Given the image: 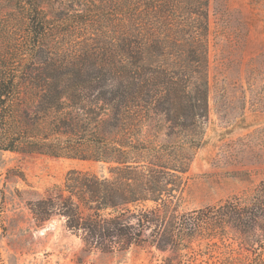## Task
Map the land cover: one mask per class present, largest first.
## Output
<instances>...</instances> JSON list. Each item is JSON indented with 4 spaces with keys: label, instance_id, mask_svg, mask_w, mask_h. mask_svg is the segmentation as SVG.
Masks as SVG:
<instances>
[{
    "label": "trees",
    "instance_id": "1",
    "mask_svg": "<svg viewBox=\"0 0 264 264\" xmlns=\"http://www.w3.org/2000/svg\"><path fill=\"white\" fill-rule=\"evenodd\" d=\"M8 1L17 56L0 69V152L108 165L107 177L67 173L68 231L99 248L138 245L153 224L147 237L161 251L226 231L264 241V179L219 204L168 213L203 145L210 0ZM148 202L156 207L136 209Z\"/></svg>",
    "mask_w": 264,
    "mask_h": 264
},
{
    "label": "rangeland",
    "instance_id": "2",
    "mask_svg": "<svg viewBox=\"0 0 264 264\" xmlns=\"http://www.w3.org/2000/svg\"><path fill=\"white\" fill-rule=\"evenodd\" d=\"M11 5L0 0V69L17 56L18 23ZM208 18L203 145L168 213L175 206L181 214L219 204L264 179V0H210ZM107 169L101 163L0 152V264H264L259 231L187 236L161 251L147 237L153 224L138 245L126 247L114 239L104 248L85 244L82 230L71 233L65 226V177L70 171L107 177ZM155 207L148 202L136 209ZM80 209L83 216L89 213Z\"/></svg>",
    "mask_w": 264,
    "mask_h": 264
}]
</instances>
